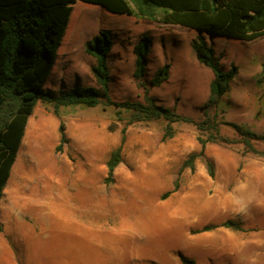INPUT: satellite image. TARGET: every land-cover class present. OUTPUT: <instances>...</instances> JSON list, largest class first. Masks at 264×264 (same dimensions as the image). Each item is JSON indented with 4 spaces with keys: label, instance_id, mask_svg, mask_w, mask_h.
Here are the masks:
<instances>
[{
    "label": "rangeland",
    "instance_id": "1",
    "mask_svg": "<svg viewBox=\"0 0 264 264\" xmlns=\"http://www.w3.org/2000/svg\"><path fill=\"white\" fill-rule=\"evenodd\" d=\"M101 30L113 41L108 65L114 101H145L146 89L134 75V45L147 34L148 94L197 122L205 118L201 106L214 73L192 48L199 30L81 0L73 4L45 89L99 87L87 44ZM204 35L222 69L238 67L212 112L220 134L242 139L226 122L263 134L264 35ZM166 63L169 78L151 86ZM62 122L67 142L57 150ZM166 125L164 118L132 121L130 111L104 101L62 106L58 113L39 101L0 201V264H183L181 254L198 264H264V155L247 151L242 141H208L194 168L183 167L202 150L198 136L207 138L215 128L200 131L180 120L165 139ZM252 142L264 151V141ZM120 145L121 161L110 175L107 163ZM229 219L243 229L220 225ZM207 224L220 226L198 231Z\"/></svg>",
    "mask_w": 264,
    "mask_h": 264
},
{
    "label": "trees",
    "instance_id": "2",
    "mask_svg": "<svg viewBox=\"0 0 264 264\" xmlns=\"http://www.w3.org/2000/svg\"><path fill=\"white\" fill-rule=\"evenodd\" d=\"M77 0H0V201L17 159L28 120L39 101L52 104L55 113L62 106L84 104L96 106L101 102L123 107L131 112L132 121L164 118L167 121L164 138L173 136V122L191 121L200 131H211L207 138L198 136L202 145L200 152H193L184 161L183 167L194 168L196 157L203 155L208 141L233 143L242 141L247 151L264 155L252 140L264 141V133L259 134L234 126L242 139H232L220 134L215 114L221 98L230 89V83L237 74L238 67L231 63L228 70L222 69L215 49L206 39L209 35L229 36L236 39L253 40L264 35V0H81L101 5L114 13H123L140 18L158 20L162 23L179 24L199 30L191 44L198 61L210 67L214 78L210 84V94L201 106L205 118L197 122L193 118L178 113L175 109L158 104L148 94L144 78L152 38L145 34L134 45L136 67L134 71L138 84L146 89L145 101H114L110 95V69L108 55L112 48V38L108 30H101L87 44V51L96 58L91 70L99 87L76 85L68 90L45 89L56 61L57 51L66 33L73 4ZM264 66V64H263ZM170 64H164L149 81L151 86L161 85L169 78ZM262 81V80H261ZM61 150L67 142L65 126L60 125ZM121 145L108 160L111 175L121 161ZM208 172L214 175V166L206 158ZM177 188V186H176ZM221 226L242 230V222L226 220ZM217 224H207L198 231L211 230ZM0 229L2 223L0 221ZM183 264H198L191 257L181 254Z\"/></svg>",
    "mask_w": 264,
    "mask_h": 264
},
{
    "label": "crops",
    "instance_id": "3",
    "mask_svg": "<svg viewBox=\"0 0 264 264\" xmlns=\"http://www.w3.org/2000/svg\"><path fill=\"white\" fill-rule=\"evenodd\" d=\"M224 227V226H223Z\"/></svg>",
    "mask_w": 264,
    "mask_h": 264
}]
</instances>
